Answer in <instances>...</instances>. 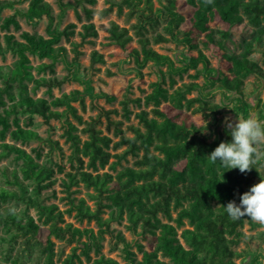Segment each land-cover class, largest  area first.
I'll list each match as a JSON object with an SVG mask.
<instances>
[{"label": "trees", "instance_id": "1", "mask_svg": "<svg viewBox=\"0 0 264 264\" xmlns=\"http://www.w3.org/2000/svg\"><path fill=\"white\" fill-rule=\"evenodd\" d=\"M80 1L94 2L56 0L59 8L57 15L63 14L67 7H72L77 13L75 5ZM106 1L108 5L98 11L100 16H105L115 7L118 14L123 12V8H127L125 12L127 18L135 17L130 26L137 36L138 47H129L132 36L128 27L109 20L105 30L109 42L126 49L139 66L152 61L165 64L169 70L180 69L172 65L173 62L168 55L158 52L150 45L151 42L176 39L179 33H183L182 41L189 48L198 49L197 55L186 57V63L181 67L183 70L188 67L196 68L199 62L204 71L209 69L206 55L198 48L196 38L199 35L204 36L200 38L204 46L215 45L225 48L228 68L232 75H225L218 86L234 95L236 107L233 112L236 115L247 116L250 105L243 99L241 86L248 74L264 76L257 57V53L264 54V0H211V2L185 0L192 9L188 19L175 9L176 0H166L162 7H154L153 0ZM4 3L13 5L11 1ZM83 10L87 18L93 12V9L85 6ZM17 14H21L30 22H36L45 16V34L28 30H21L19 37L12 33L3 34L4 46L2 47L0 43V49L12 52L15 59L10 64L0 65V139H4L6 134L13 139H41L35 129L23 127L18 123L19 113H27L29 117L35 114L44 121L51 118L63 119L64 139L72 148L76 165L74 171L65 172L66 179L62 184L65 190L69 191L72 185L83 182L86 187H91L95 191L91 194L95 198L94 207L91 208L83 197H71L67 210L74 209L78 220H94L99 226L98 234H95L92 228L81 229L70 222L58 225V221H63L61 215L63 211L59 210L55 203L45 204L39 199L41 189L50 185L49 178L53 169L35 161L23 148L13 143H0L1 153L14 152L15 157L22 160L20 165L22 177L18 176L15 169L7 171L6 168H2L5 184L14 185L18 189L0 185V201L25 200L36 209L38 218L42 216V221L48 223V232L67 243L78 241L81 236L86 237V240L81 241L80 252L75 253L77 246H72L60 264H76V261L81 263L80 254L89 258L88 252L92 248L99 252L101 247L99 240L105 233L113 235L117 242L122 243L124 264H235L233 258L238 255V251L233 245L242 234L238 226L242 224L243 217L233 220L224 207L229 201L239 204L240 196L249 190L242 186L236 174L239 169L228 170L218 161L212 163L207 157L220 142H231L232 138L220 134L209 139L201 133L204 129L201 124L194 120L177 121L157 107L162 100H168L176 107L190 102L185 93L191 90L195 83H184V88L177 87L169 93L160 82L154 81L151 83L152 90L143 100L145 104L154 105L150 109L153 115L150 116L145 109L136 111L139 126L133 124L127 126L131 135L121 133L119 138L113 141L108 134H103L95 127L94 119L81 129L86 133V137L81 139L75 132L77 127L65 117L63 111L57 109L65 106V110L80 121L81 116L69 102L70 98L79 93L77 89L69 93L63 92L60 96L48 100L42 96L34 97L29 93L28 87V83H31L32 91L40 86H45L46 91H50L52 87L59 86L68 79L67 75L35 76L33 69L37 73L46 70L54 72V64L58 59L69 62L65 58L66 47L60 45L59 41L61 37L69 39L74 32L75 24L70 22L62 28L57 27L52 6L47 0H28L23 11L15 10L0 21L1 28L8 29L11 25L14 29H20ZM215 18L226 23L228 29L212 27L210 21ZM159 19L165 20L162 32L156 31L151 36L146 35L145 25L153 27ZM186 20L190 28L181 30L179 26ZM237 24H242V27L235 37L229 27ZM78 33L81 40H84L87 36H96L97 27L92 22L81 23V31ZM78 44L71 41L73 59H76L79 53ZM228 46H232L233 49ZM234 48L239 51H235ZM29 56L48 58L50 61L33 66ZM102 60L103 55L97 50L90 52V63ZM73 78L83 82L84 88L92 92L87 80L79 79L75 75ZM98 94L109 101L115 98L106 92ZM139 101V97L133 99L125 96L120 101L123 116L128 117L131 112L127 107L129 102L140 104ZM206 104V108L211 110L217 107L216 104ZM112 111L115 110L104 111L109 121H111L109 113ZM121 145H125V148L119 153L108 151L110 147L117 148ZM127 154L135 157L133 166H123L116 170V164L126 158ZM111 157L115 159L110 161ZM107 164L116 170L115 174L107 171L98 172V168ZM40 178H47L48 181L40 183L38 181ZM24 179L33 182L34 197L25 194ZM111 183L114 185L111 186ZM100 197L107 198L109 203H102ZM105 206L112 208L108 217L103 218L101 214ZM123 217L128 221V228L132 232L141 227L142 231L153 234L152 249H144L138 244L140 257L130 249L131 243L121 231L113 233L110 228V221ZM6 218L25 234L36 235L39 225L32 216L22 220L18 214L10 212L6 214ZM185 220L188 223L187 227H184ZM52 244L53 242L47 239L44 247V264H54ZM94 262L119 264L115 259L103 254ZM10 264L20 263L14 259Z\"/></svg>", "mask_w": 264, "mask_h": 264}, {"label": "rangeland", "instance_id": "2", "mask_svg": "<svg viewBox=\"0 0 264 264\" xmlns=\"http://www.w3.org/2000/svg\"><path fill=\"white\" fill-rule=\"evenodd\" d=\"M5 1H11L12 6L5 4ZM28 0H0V21L3 18L15 10L23 11L26 8ZM53 9L55 15L54 23L57 27L62 28L66 23L72 22L75 24L73 27V33L69 36V39L61 37L59 44L66 47L65 58L71 62L66 63L63 60L58 59L54 64V72L48 70L37 73L33 69L35 76H58L67 75L68 79L65 80L59 86H54L50 91H46L45 86L38 87L35 91L30 89L31 83H28L29 93L34 97L42 96L48 100L60 96L63 92L69 93L71 90L77 89L79 93L69 99V102L75 107L76 113L81 116V120L78 121L72 114L65 110V106L57 107L58 110L63 111L65 117L71 121L77 128L76 133L79 134L81 139L86 137V133L82 132V128L87 122H92L95 119V127L100 129L103 134H108L113 140L119 138V134L124 133L131 135L130 130L127 128L129 124L139 126L135 112L140 109L148 111L149 115H153L150 111L154 105L152 103L145 104L144 96L152 90L151 83L154 81L160 82L161 86L166 88L170 93L177 87L184 88V83L193 82L195 85L191 90L185 93L186 98L190 99V102H185L181 107H176L168 100H162L157 106L164 111L168 116L181 120H194L197 124H201L204 129L202 134L206 135L209 139L219 136L220 134L231 137L230 130L225 128L226 119L231 118L234 122L236 117L239 118L241 114L236 115L235 110V97L229 91H223L220 88L219 82L225 76H231V71L228 68V58L226 56L227 50L215 45L204 46L200 42V38L204 36L201 34L196 38L198 42V48L206 55L209 61V69L204 71L202 64L199 62L196 68L188 67L183 70L182 64L186 63V57L188 55H197L198 49L189 48L183 41V33L177 34L176 39H171L161 42H151L150 45L160 53L168 55L176 70H169L165 64H158L152 61H147L144 65L139 66L130 56L126 49H121L109 42L107 38V31L105 27L109 20H114L118 25L128 27L129 33L132 38L129 41V47H138L137 36L133 33V29L130 24L135 21V17L127 18L125 12L127 8H123V12L118 14L115 7L106 14L100 16L98 11L108 5L106 0H94L93 3L86 1L76 2L75 8L77 13L72 7H67L63 14L57 15L59 8L56 0H47ZM71 1L75 0H63ZM166 0H153L154 7H162ZM83 6L93 9V12L89 18L85 16ZM175 9L180 12L185 19H188L192 13L191 7L185 0H176ZM20 29H14L13 26H9L8 29L1 28L0 26V43L3 45V34L12 33L15 37H19L21 30H28L30 32H38L45 34L46 17L38 19L36 22L27 21L21 14L16 15ZM92 22L97 27L96 36H87L84 40H81L79 31H81V23ZM1 23V22H0ZM165 24V20L159 19V21L152 26L145 25L147 30L145 34L148 36L153 35L156 31L162 32V25ZM212 27L228 29V25L223 21L215 18L210 21ZM181 30H188L189 23L182 22L179 26ZM242 24L233 25L230 28L235 37L238 36ZM71 41L79 43L77 49L79 53L76 59H73L74 52L71 50ZM233 49L232 46H228ZM235 51L239 49L234 48ZM97 50L103 55V60L90 63V52ZM259 63L264 71V54L257 53ZM30 62L33 66L41 62H49L48 58H39L36 56H29ZM15 59V55L5 49H0V65L10 64ZM73 75L79 79H84L89 82L92 87V92H88L84 88L83 82L73 78ZM243 99L250 105L249 114L258 117L261 121H264V76L256 74H248L245 78L243 85ZM99 92H106L110 95H114L113 100H106L105 97L98 94ZM128 96L130 98L139 97L140 104L129 102L127 107L131 111L128 117L123 116L120 101ZM206 103L216 104L215 110L206 108ZM113 109L109 113V121L105 114V110ZM245 116V117H247ZM18 123L26 128L35 129L40 135V140L37 139H13L9 137V134L4 136V139H0V143H13L18 147L23 148L31 157L41 163L45 164L53 169V173L50 176V185L41 189V195L39 199L45 203H55L57 208L63 211V221H58V225H64L66 222L72 223L73 226L79 228H92L95 234H98L99 226L94 220L87 221L86 219L78 220L75 216V210L68 211L70 207L69 200L71 197H83L85 202L92 208L95 205V198L91 196L95 191L91 187H86L83 182H79L77 185H72L69 191H66L63 180L66 179V171H74L76 161L72 153V148L68 141L64 138V122L63 119L51 118L48 121H44L38 115L28 116L27 113H19L17 115ZM115 121V123H112ZM0 146V185L13 187L18 189L14 185H7L4 182V176L1 173L2 168H6L7 171L13 169L16 170L19 177L21 175L20 165L22 160L15 157L14 152L7 154L1 153ZM125 148V145H121L117 148H108L110 153H119ZM115 157H111L110 161ZM135 157L127 154L126 158L120 160L116 164V170H119L123 166H133ZM253 169L245 173L238 171L236 174L239 176L242 186L249 190L251 186L258 183L260 179H264V154L256 159V162L252 165ZM116 170L111 169L109 165H105L102 168H98V172L107 171L111 174H115ZM40 183L48 181L47 178H40ZM25 194H35L32 191L33 182L28 179H24ZM111 186L114 183L110 184ZM69 195V196H68ZM102 203H109V200L104 197H100ZM218 205V204H216ZM112 207H103L101 216L103 218L108 217L109 211ZM15 212L22 220L28 216H32L36 223L39 225L36 235L30 236L17 228L14 224L10 223L6 214ZM0 264H10L14 259H17L20 264L34 263L44 264V247L47 244V239H50L53 249V262L54 264H60L61 259L70 252L71 247L76 245V252H80L81 241L86 240L85 236H81L78 241L70 243L65 240L59 239L48 232V223H44L43 217L38 218L36 209L25 202V200L11 199L8 201H0ZM175 215V212H173ZM160 216V214H159ZM166 221L165 219H163ZM188 223L185 220L184 227H187ZM110 228L113 233L121 231L126 239L131 243L130 249L135 251L137 257H140L138 251V244L144 249L150 250L153 247V234L148 231H142L141 227H137L136 232H132L128 228V221L125 217L119 220L110 221ZM238 229L242 232L240 239L233 245V248L238 251V255L233 258L235 264H264V225L252 221L248 217H243V222ZM181 230L178 229V232ZM183 242V240L180 238ZM101 247L99 252H96L93 248L90 249L89 258L80 254L81 263L76 261V264H95V259L101 254L106 257L115 259L119 264H124V251L122 249V243L117 242L113 235L108 233L103 234L100 238ZM101 264V263H100Z\"/></svg>", "mask_w": 264, "mask_h": 264}, {"label": "clouds", "instance_id": "3", "mask_svg": "<svg viewBox=\"0 0 264 264\" xmlns=\"http://www.w3.org/2000/svg\"><path fill=\"white\" fill-rule=\"evenodd\" d=\"M211 2V0H208ZM225 128L230 130L231 142H220L208 155L212 163L245 173L253 169L256 159L264 154V121L249 114L247 117L226 119ZM225 211L233 220L248 217L264 225V179L250 187L240 196V203L229 201Z\"/></svg>", "mask_w": 264, "mask_h": 264}]
</instances>
